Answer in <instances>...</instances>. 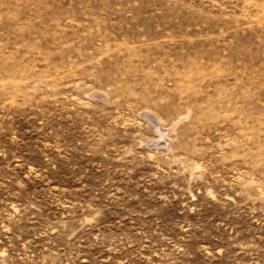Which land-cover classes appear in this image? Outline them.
<instances>
[{
    "label": "rangeland",
    "instance_id": "1",
    "mask_svg": "<svg viewBox=\"0 0 264 264\" xmlns=\"http://www.w3.org/2000/svg\"><path fill=\"white\" fill-rule=\"evenodd\" d=\"M0 264H264V0H0Z\"/></svg>",
    "mask_w": 264,
    "mask_h": 264
}]
</instances>
